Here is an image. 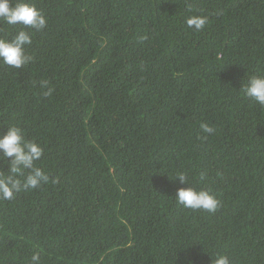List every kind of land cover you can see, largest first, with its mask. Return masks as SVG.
<instances>
[{
	"label": "trees",
	"instance_id": "16d2710c",
	"mask_svg": "<svg viewBox=\"0 0 264 264\" xmlns=\"http://www.w3.org/2000/svg\"><path fill=\"white\" fill-rule=\"evenodd\" d=\"M30 2L47 27L33 62H0V135L21 127L58 182L0 201V264H264V107L240 91L264 75V0ZM181 172L214 213L177 204Z\"/></svg>",
	"mask_w": 264,
	"mask_h": 264
},
{
	"label": "clouds",
	"instance_id": "9594fccd",
	"mask_svg": "<svg viewBox=\"0 0 264 264\" xmlns=\"http://www.w3.org/2000/svg\"><path fill=\"white\" fill-rule=\"evenodd\" d=\"M0 22L11 26H24L10 40L0 37V62L15 69H21L33 62L34 57L28 53L27 47L32 44L33 34L47 27V17L43 12L30 0H0ZM208 22V18L202 15H192L186 19L187 26L194 31H201ZM40 87L46 89L44 96L52 95L53 88L47 80L40 81ZM240 91L254 103L264 107V75L250 76ZM200 127L207 134L215 131L207 123H201ZM43 155L44 148L34 139H26L24 130L15 124L0 135V161L8 166V171L0 170V201H12L22 191L38 189L49 182H58L37 166L36 162ZM174 178H178L181 184L188 185L177 189L174 196L177 204L209 213H214L220 206V201L211 190L190 186L186 173H178ZM205 179L206 174L201 173L197 183H202ZM26 264H42L41 254L33 252ZM212 264H229V258L219 254L212 260Z\"/></svg>",
	"mask_w": 264,
	"mask_h": 264
}]
</instances>
